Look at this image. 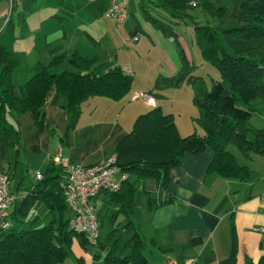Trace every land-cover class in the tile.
I'll list each match as a JSON object with an SVG mask.
<instances>
[{
  "label": "crops",
  "instance_id": "1",
  "mask_svg": "<svg viewBox=\"0 0 264 264\" xmlns=\"http://www.w3.org/2000/svg\"><path fill=\"white\" fill-rule=\"evenodd\" d=\"M108 6L109 0H0V44L16 57V76L45 65L54 74L90 71L101 76L119 69L131 78L123 96L90 95L73 107L50 86L40 107V123L31 112L8 113V122L18 132L17 143L0 120V171L8 172L9 192L16 197L7 213L10 221L12 215L21 225L35 217L43 222L53 218L46 205L32 203L29 190L38 180L27 178L26 172L44 178L51 163L59 166L57 157L90 167L115 155L117 144L138 116L154 107L142 98L133 100L134 92H151L155 106L172 116L181 136L204 132L193 103L192 81L200 78L206 89L209 85L193 71L195 64L180 44V31L184 24L191 26L193 49L196 23H217L218 18L207 16L203 9L202 16L191 15L188 9L180 20L159 0H132L120 24L105 17ZM221 42L225 47L226 41ZM196 47L192 52L196 61L202 59L199 68L209 70ZM74 54L90 60L87 69L70 63ZM183 88L186 101L181 107ZM175 101L180 109L168 106ZM227 149L247 167L246 179L210 170L214 151L207 147L200 153H184L178 165L168 170L164 186L156 177L133 176L121 185L117 199L99 193L94 200L100 237L120 236L125 255L133 251L135 239L142 242L144 264L171 260L226 264L223 261L231 254L235 264L264 261V231L259 229L264 227V155L245 154L235 142H229ZM101 217L108 224L104 236ZM105 255L103 246L72 236L69 253L58 264H107Z\"/></svg>",
  "mask_w": 264,
  "mask_h": 264
},
{
  "label": "trees",
  "instance_id": "2",
  "mask_svg": "<svg viewBox=\"0 0 264 264\" xmlns=\"http://www.w3.org/2000/svg\"><path fill=\"white\" fill-rule=\"evenodd\" d=\"M159 1L180 20H184L187 10L196 5L202 6L207 15L218 18L217 23H196L195 44L201 55L216 68L219 79L210 89L205 88L200 78L192 81L193 103L199 110L197 119L203 128L202 134L181 136L172 116L158 106L138 116L133 128L116 146V164L127 176L120 186L133 176L156 177L164 186L169 180L168 170L178 165L184 153H200L207 147L214 151L210 170L226 177L246 179L247 167L235 160L227 145L235 142L245 154L264 155V128L246 125L251 112L256 110L253 102L264 100V0H230L229 5L225 0H203L195 2V6L191 5L192 0ZM222 38L231 45L232 51H224ZM69 61L86 69L90 64V60L78 54L72 55ZM17 64L14 54L0 44V120L15 143L18 132L8 122V113L31 112L40 123V107L50 86L65 96L69 107L90 95L119 98L131 86V78L119 69H111L101 76L90 71L54 74L47 72L44 65L35 67L27 75L16 76L13 72ZM63 175L64 169L51 163L44 178L29 190L32 203L46 205L52 219L43 222L35 217L21 225L11 214L10 226L5 231L0 230V264L62 263L69 253L72 236L86 240L83 234H75L68 226L71 215L60 186ZM121 188L116 192L103 190L100 193L117 199ZM126 206L124 203L120 208L125 210ZM134 241V249L127 255L120 245V236L109 233L107 238H100L97 245L106 250L104 260L107 264H144L143 243ZM230 256L223 263L235 264V257Z\"/></svg>",
  "mask_w": 264,
  "mask_h": 264
},
{
  "label": "built area",
  "instance_id": "3",
  "mask_svg": "<svg viewBox=\"0 0 264 264\" xmlns=\"http://www.w3.org/2000/svg\"><path fill=\"white\" fill-rule=\"evenodd\" d=\"M132 0H109V6L105 17H111L116 23H122L128 16V7ZM195 6V3H191ZM134 36L133 40H137ZM133 100L142 98L145 103L155 106L153 94L137 91L131 95ZM115 155L108 157L103 162L82 166L68 162L61 157L56 158V163L64 169V177L61 182V189L64 201L71 214L68 226L75 234H83L91 244H96L100 237V225L95 211V197L103 190L116 192L127 176L119 171L115 161ZM39 181L42 178L40 173L35 174ZM9 174L6 170L0 171V230L5 231L11 224L7 217L8 209L16 197L9 192ZM264 231V227H260ZM167 264H174L171 260Z\"/></svg>",
  "mask_w": 264,
  "mask_h": 264
},
{
  "label": "rangeland",
  "instance_id": "4",
  "mask_svg": "<svg viewBox=\"0 0 264 264\" xmlns=\"http://www.w3.org/2000/svg\"><path fill=\"white\" fill-rule=\"evenodd\" d=\"M224 2L228 5H229V3H231L230 0H226ZM201 11H202V6H199V5H196L194 8H191L189 10L190 14L192 13V14H195L197 16H202ZM182 28H183V30L180 31V44H182L183 49L185 48L186 54L188 55V57H190L191 60H193L194 64L196 65V66L194 65L193 71L197 72L198 75L201 74L204 77L206 84L209 85L208 89H210V87L212 86V82H213L212 79L213 80L219 79L218 73H217L216 69L212 65L210 66V63H208V62L207 63L205 62V63L207 64L206 66L209 68V70H202L199 68L200 67L199 60L201 61L202 59H199L196 61L195 57L193 56L192 51H193L194 47H195V49H197V47H196V45L193 44V49H192V44L190 41L192 38V35L189 32L191 30V26H190V28H188L187 24H184V25H182ZM192 34H193V31H192ZM224 46H225L224 49H226V51H229V50L232 51L231 45H229V43L224 42ZM196 53L199 54V51L197 50ZM202 62H204V61H202ZM180 93H182L181 94L182 96L179 99L180 100L179 106L183 107L184 103L186 101V95H185L186 90H185V88H183L180 91ZM168 106H171L174 109H176V108L180 109V107L178 106L176 101L175 102H169ZM253 106L256 107V110H253L251 112V118L246 122V125H248L249 128L250 127L264 128V100L256 99L253 102ZM248 136L249 137L251 136L250 132L248 133ZM25 174H26L27 178L34 179L33 177L35 176L36 173L32 172V171H28ZM101 219H103V224H102L103 226L101 228H102V235L104 236L106 234V231L108 230V224H107V220H104L103 217H101ZM123 240H127V238L125 237Z\"/></svg>",
  "mask_w": 264,
  "mask_h": 264
}]
</instances>
